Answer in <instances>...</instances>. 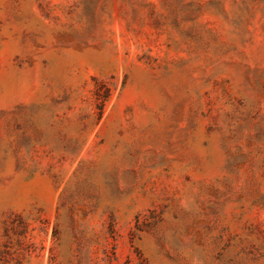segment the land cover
Instances as JSON below:
<instances>
[{"label":"rangeland","instance_id":"rangeland-1","mask_svg":"<svg viewBox=\"0 0 264 264\" xmlns=\"http://www.w3.org/2000/svg\"><path fill=\"white\" fill-rule=\"evenodd\" d=\"M0 264H264V0H0Z\"/></svg>","mask_w":264,"mask_h":264}]
</instances>
